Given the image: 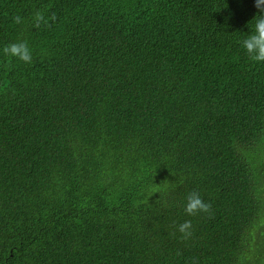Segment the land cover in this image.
<instances>
[{"label":"trees","instance_id":"16d2710c","mask_svg":"<svg viewBox=\"0 0 264 264\" xmlns=\"http://www.w3.org/2000/svg\"><path fill=\"white\" fill-rule=\"evenodd\" d=\"M34 8L55 21L13 24ZM258 11L0 0V264H264V64L238 42ZM18 36L31 65L2 52Z\"/></svg>","mask_w":264,"mask_h":264},{"label":"clouds","instance_id":"9594fccd","mask_svg":"<svg viewBox=\"0 0 264 264\" xmlns=\"http://www.w3.org/2000/svg\"><path fill=\"white\" fill-rule=\"evenodd\" d=\"M258 14L252 19L248 27L250 31L239 39L241 48L246 52L250 61L264 64V0H255ZM47 8H34L30 15L17 13L12 17L15 26L31 25L34 29L47 27L56 19L55 13L48 15ZM2 52L8 59H16L24 64L31 65L34 60V50L28 40L18 36L16 40L4 45ZM211 204L207 202L201 193L193 190L187 193L184 212L188 216H197L209 213ZM178 232L183 239L193 236L194 226L192 220H185L178 225Z\"/></svg>","mask_w":264,"mask_h":264}]
</instances>
